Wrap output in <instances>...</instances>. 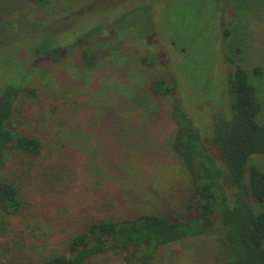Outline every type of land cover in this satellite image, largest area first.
<instances>
[{"label":"rangeland","instance_id":"obj_1","mask_svg":"<svg viewBox=\"0 0 264 264\" xmlns=\"http://www.w3.org/2000/svg\"><path fill=\"white\" fill-rule=\"evenodd\" d=\"M50 1L46 11L32 0H0V95L10 86L37 90L34 98L18 97L6 125L42 142L37 157L0 156V176L22 192L18 216L2 218L0 206V264H41L49 246L92 221L142 212L188 218L191 172L172 151L173 104L210 146L223 188L235 189L211 141L213 115H232L228 83L237 66L249 73L264 123V0ZM54 45L67 47L60 62L42 56ZM85 46L96 64L80 69ZM157 78L174 79L168 96L149 88ZM251 163L264 171V154ZM250 202L264 210L256 198ZM226 242L217 225L161 246L153 264H223ZM85 264L130 263L110 250Z\"/></svg>","mask_w":264,"mask_h":264},{"label":"trees","instance_id":"obj_2","mask_svg":"<svg viewBox=\"0 0 264 264\" xmlns=\"http://www.w3.org/2000/svg\"><path fill=\"white\" fill-rule=\"evenodd\" d=\"M32 1L46 11L51 7L50 0ZM229 34L226 28L224 35ZM67 52L66 46L54 45L42 51V56L60 62ZM81 60L83 65L80 69L96 64V57L86 46L81 50ZM254 72L261 73L262 68L257 66ZM175 86L172 78H157L149 82V88L160 96H168ZM228 88L233 112L231 116L213 115L211 144L223 152L237 186L235 189L223 188V169L210 152V146L186 110L173 104L170 106V119L175 122L176 129L171 146L191 172L193 191L187 204L190 216L183 219L142 212L130 219L92 221L63 240L64 244L58 246L59 249L49 246L46 253L40 254L43 256L40 257L41 264H85L110 250L118 251L130 264H153L161 246L196 238L217 225L225 228L227 238L228 251L223 264H264V210L257 212L250 202L254 197L264 204V171L251 163L253 155L264 154V123L257 120L262 104L249 80L248 71L242 66H237L230 75ZM36 91L34 87L10 86L0 95L1 158L5 156L4 151H8L6 154L24 151L33 157L41 154L40 138L6 125L18 109V97L26 92L34 98ZM0 206L1 217L6 220L18 216L22 206L20 186L1 176ZM31 226L29 224L27 229Z\"/></svg>","mask_w":264,"mask_h":264}]
</instances>
